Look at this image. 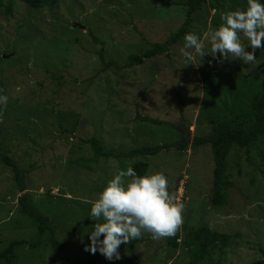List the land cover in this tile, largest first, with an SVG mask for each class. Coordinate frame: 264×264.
<instances>
[{
    "label": "rangeland",
    "instance_id": "1",
    "mask_svg": "<svg viewBox=\"0 0 264 264\" xmlns=\"http://www.w3.org/2000/svg\"><path fill=\"white\" fill-rule=\"evenodd\" d=\"M178 1L59 0L56 7L39 10L16 3L10 15L0 8V83L8 96L1 125L6 147L3 152L23 173L26 193L35 210L50 219L49 227L56 241L70 244L55 252L44 246L43 238L32 258L23 245L19 264H29L25 258L39 261L37 264H71L82 259V249L90 243L87 232L102 222L88 213L87 200L95 198L94 188L104 189L108 180L135 160L147 163L146 174L163 172L170 194L186 203L180 225L182 236L168 264H189L183 244L184 230L204 225L212 224L220 234L229 235L236 246L233 252L221 257L220 264H249L255 258L257 246L264 248V182L255 169L264 171V143L260 149L250 151L252 165L243 156L240 167L244 174L234 177L236 182L228 191L227 206L210 210L206 198L213 182L211 149L199 146L178 151L177 144L183 137L177 136L175 129L183 126L181 131L189 146L193 136L206 134L207 126L198 128L196 124L206 114L201 110L203 103L206 106L213 103L210 115L217 110L221 116L222 111L216 101L203 100L201 72L224 73L223 86L227 89L236 84L246 87L256 68L264 65L260 61L264 40L255 52V64H244L238 58L220 59L219 53L213 61L216 58L211 54L201 58L194 50H189L193 59L188 61L181 53L184 35L168 53L132 65L131 57L142 55L152 44L164 43L176 33L183 22L180 8L166 5ZM3 4H8L7 0ZM214 30L209 19L194 17L186 33L196 34L204 50L211 51L205 34ZM241 42L249 43L243 35ZM246 51H251V47ZM100 52L102 58L97 55ZM214 85L218 87L217 83ZM178 97L183 104L181 113ZM140 118L162 123L152 125ZM59 128L65 129L62 134ZM62 136L65 137L61 139ZM91 139L114 155L165 144L171 147L153 156L99 158L88 168H73L71 160L93 158L86 143ZM231 172L236 174V168ZM48 190L55 198L53 201L46 199ZM22 195L12 173L0 164V238L4 241L23 237L25 223L21 222L22 216L17 220L20 217L16 213ZM76 199L79 201L75 202ZM62 228H74L80 235L67 238ZM24 230L23 234H30L23 237L25 240L36 239L35 229ZM237 232L241 235L237 236ZM140 240L119 246L124 257L134 261L137 258L133 264H140L143 258L156 261L170 254L162 238L153 240L148 231L146 235L142 232Z\"/></svg>",
    "mask_w": 264,
    "mask_h": 264
},
{
    "label": "trees",
    "instance_id": "2",
    "mask_svg": "<svg viewBox=\"0 0 264 264\" xmlns=\"http://www.w3.org/2000/svg\"><path fill=\"white\" fill-rule=\"evenodd\" d=\"M7 3L8 4H3V0H0V8L4 9L7 15H10L13 11L12 7L16 3H22L24 4L23 6L29 9L39 10L56 7L59 3V0H7ZM173 6L180 8L181 17L183 18V22L176 33L171 34L164 43L152 44L151 49L146 50L142 55L131 57L129 62L132 65H140L145 59L158 57L168 53L169 48L173 44L178 43V41H180V39L185 35L187 28H189L192 24L194 17H199L201 20L209 19L211 28L217 29L222 23V15L226 14L228 11L246 9L247 0H179L178 2L169 3L166 5V7ZM210 11H213V14H210ZM92 40L94 43H96L94 37H92ZM97 55L100 56L99 58H102V52ZM216 60L217 58L213 59V61ZM260 61L261 63L264 62V54L261 56ZM111 65L112 64H109L108 66ZM225 65L231 69L233 68L235 70H239L237 66H233L229 63H225ZM248 66L249 65H247V68ZM256 71L257 72H255L253 75L255 78L252 77L251 81L247 82L246 87L236 84L228 89L224 87V73L214 70L201 72L200 77L202 79V89L204 92L203 100L206 101V99L209 98L212 101H216L219 105H221L220 108L222 114L221 116L218 115L216 110L215 113L210 115L213 103L208 105L210 106L209 108L205 105L206 102L203 103L201 110L202 112H206V114H204L203 117H199L196 124L198 125V128H202L203 125H206L207 127L204 130L206 134H197L193 136L190 146L185 140V134L181 131L183 126L175 128L178 131L177 136L181 134L183 137L182 142L177 144L178 151H186L189 147L193 150L199 146H209L211 149L214 163L213 182L210 195L206 198V205L210 210L224 209L227 206L228 191L235 186L236 182L234 177H242L244 174V171L240 167L243 156H246L244 159L246 163L252 165L251 158L248 157L250 151L253 149H260L261 145L264 143V65L261 67L258 66ZM214 83H217L218 87H216ZM0 89H3V94L7 95L4 85L1 83ZM217 89L219 90L217 91ZM225 90L228 91L223 94ZM240 92H244V95H241ZM222 94L224 99L221 97ZM229 99L231 100L230 104ZM177 105L178 111L181 113L183 110V104L179 97L177 100ZM4 106L0 107V113H2V117L4 114ZM207 111H209L208 116ZM139 120L141 122H147L157 126L162 123L159 120H153L150 118H140ZM1 125L2 120H0V164L9 169L13 175L15 184L18 186L19 193H23V195L18 198L19 209L16 212L18 213L19 217H23V220L21 217L17 220L21 219V222L25 223L24 229L29 227L32 230L35 229L38 232L36 239L34 238L33 240H25L23 238L25 235V238L30 236L28 233L23 234L25 232L24 229L21 234L23 237L18 238L15 236L8 239L7 241H4L0 238V264H19L21 258L20 248L23 245L29 249L32 258L35 255L33 251L38 248L43 238L45 239L44 246L50 247L51 250L55 252L63 250L65 246L68 247L70 244H68L67 241L63 242V244H59L58 242L60 241H56L54 232L49 227L51 226L49 223L50 219L43 217L35 210V206L32 204L29 194L26 193L27 187L25 184H23V173L11 158H9L7 155H4L3 149H6V147L4 145L5 141L2 142L1 138ZM189 125L190 122L186 126V130H188ZM59 129L61 130V134L65 130L64 128ZM64 137L65 136H62L61 139ZM86 143H88L90 146V149L93 153V158L89 160H71V166L73 168H88L99 158L120 159L122 157V159H134L138 155L142 157L153 156L159 153L161 150H167L171 147L170 145L165 144L152 148L134 150L125 155H114L111 152H106L103 150V148L99 146L98 141L95 139H91ZM130 166L133 167L138 176H143L147 173L148 165L144 161L135 160L134 164ZM232 168H236V174L231 172ZM255 169L264 182V171H262L260 168ZM245 174L247 173L245 172ZM251 183L254 185L255 179H253ZM94 190L97 194V196L96 194L94 195V199H96L103 189L94 188ZM64 191L65 190H62L63 194L61 195L65 197ZM46 193V199L50 201L55 199L49 194V190ZM91 197H89V199ZM94 199L87 200L88 202L86 204L89 206L88 213L91 212L90 210ZM78 201L79 200L76 199L75 202ZM185 204L186 203H184V205ZM29 221L32 223H29ZM33 225H35V228H32ZM211 226L212 224H210V226L204 225L196 229L193 227L188 228V230H184L183 235L185 236L183 244L189 256V264H220L221 257L227 252L236 248L232 242V238L229 235L220 234ZM180 228L181 227L179 226L172 236L162 238V241L169 249L167 253L170 254L160 257L159 259H156V261L153 260L154 258H143V261L140 260L139 263L168 264L178 247L177 241L182 236ZM62 232L67 238L74 234L78 236L80 235V231L74 228H71V230L62 228ZM146 233L147 231H143V235H146ZM236 235L240 236L241 233L237 232ZM132 241L141 242L140 237ZM118 250L120 252V259L108 261L99 252L93 254L85 251V249H82L83 258L72 262L71 264H133L137 260V258H134V261L133 259L124 257V255L121 254L122 248H119ZM254 257L255 258H253L249 264H264V248L262 246H257V251L255 252ZM25 260L29 261V264H37L39 262H34L32 259L28 260L27 258H25Z\"/></svg>",
    "mask_w": 264,
    "mask_h": 264
},
{
    "label": "clouds",
    "instance_id": "3",
    "mask_svg": "<svg viewBox=\"0 0 264 264\" xmlns=\"http://www.w3.org/2000/svg\"><path fill=\"white\" fill-rule=\"evenodd\" d=\"M221 20L216 30L205 34L211 51L204 50L196 34L186 33L182 55L191 61L193 54L189 50H194L201 58L205 54L216 58L219 53L220 59L231 57L244 64H255V52L264 40V0H247L246 9L228 11ZM241 35L249 41L247 45L241 42ZM248 47L251 51H246ZM7 101L8 96L0 89V107ZM183 210L184 204L168 191L163 172L138 176L133 167L127 166L107 181L92 203L91 217L102 222L87 232L90 243L85 251L99 252L108 261L119 260V246L141 237L143 231L150 232L153 240L172 236L182 223Z\"/></svg>",
    "mask_w": 264,
    "mask_h": 264
}]
</instances>
